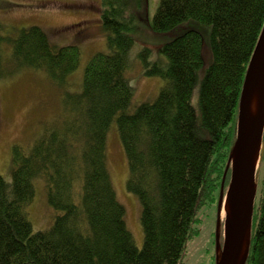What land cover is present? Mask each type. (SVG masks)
<instances>
[{
  "label": "trees",
  "instance_id": "16d2710c",
  "mask_svg": "<svg viewBox=\"0 0 264 264\" xmlns=\"http://www.w3.org/2000/svg\"><path fill=\"white\" fill-rule=\"evenodd\" d=\"M106 1L102 24L110 51L91 57L82 90L65 93L63 114L30 147H13L12 178L0 173V264H183L186 242L198 232L197 207L220 193L242 86L264 26V0H160L155 31L197 20L211 26V44L205 51L202 32L187 27L160 46L166 63L143 46L144 72L165 83L154 100L134 109L126 75L135 43L129 31L144 14L132 12L130 0ZM4 28L0 20V77L41 69L66 86L80 62L77 44L54 45L38 24L10 34ZM114 121L127 155V186L142 204V247L108 166ZM262 175L246 264H264ZM37 177L55 210L44 230H34L26 209Z\"/></svg>",
  "mask_w": 264,
  "mask_h": 264
},
{
  "label": "rangeland",
  "instance_id": "374dc122",
  "mask_svg": "<svg viewBox=\"0 0 264 264\" xmlns=\"http://www.w3.org/2000/svg\"><path fill=\"white\" fill-rule=\"evenodd\" d=\"M160 0H130V8L138 16L135 28L129 31L135 38L131 50V64L126 75L134 86L130 109L143 101L154 100L165 83L160 75H147L143 69L140 50L143 46L153 49L152 59L166 63V57L159 48L167 41L181 34L187 27L202 32L204 48L211 44V26L197 20L184 22L165 32L152 28L153 17ZM107 8L106 0H0V20L8 34L22 27L40 25L54 45L70 43L80 47V62L69 75L67 84L59 87L41 69H23L15 74L0 77V173L5 179L12 178V149L15 145L30 147L48 124L57 120L64 111L66 92H80L84 72L91 57L97 52H108L107 32L103 29L102 12ZM7 52L10 50L7 48ZM200 69L205 73L207 63ZM108 166L118 199L125 206V219L135 243L142 247L144 230L141 222L142 204L139 196L129 190L127 180L129 165L127 155L114 121L107 133ZM229 173V172H228ZM264 173V151L259 178ZM228 180L226 185H228ZM35 194L27 204V212L34 230L48 228L54 220V208L48 201L46 184L43 178L34 179ZM219 198L197 207L195 225L198 232L190 237L182 257L183 264H215L217 255V231L220 242L224 236L223 210L219 225Z\"/></svg>",
  "mask_w": 264,
  "mask_h": 264
},
{
  "label": "water",
  "instance_id": "95a60500",
  "mask_svg": "<svg viewBox=\"0 0 264 264\" xmlns=\"http://www.w3.org/2000/svg\"><path fill=\"white\" fill-rule=\"evenodd\" d=\"M264 151V26L248 64L239 100L236 139L222 178L215 264H246L252 243L259 171ZM230 172L228 185L226 180Z\"/></svg>",
  "mask_w": 264,
  "mask_h": 264
}]
</instances>
